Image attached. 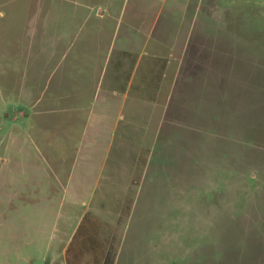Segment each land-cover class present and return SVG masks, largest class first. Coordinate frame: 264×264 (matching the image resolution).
<instances>
[{
	"label": "rangeland",
	"instance_id": "1",
	"mask_svg": "<svg viewBox=\"0 0 264 264\" xmlns=\"http://www.w3.org/2000/svg\"><path fill=\"white\" fill-rule=\"evenodd\" d=\"M59 1L66 52L0 0V262L31 208L96 213L108 264H264V0Z\"/></svg>",
	"mask_w": 264,
	"mask_h": 264
},
{
	"label": "crops",
	"instance_id": "2",
	"mask_svg": "<svg viewBox=\"0 0 264 264\" xmlns=\"http://www.w3.org/2000/svg\"><path fill=\"white\" fill-rule=\"evenodd\" d=\"M140 1L136 2V4H139ZM52 4L53 12L50 13L49 18L46 19L54 23L50 26V29L46 28L47 30H45V36H51V38H53L50 41L52 42L50 46L54 52H66L67 46L70 44V37H73L72 32L75 34L74 29H70L68 22L74 18L68 12L65 2L53 0ZM30 211H32L31 208L27 210L20 209L19 212H17L16 220L19 223H16L14 220V225L18 231L15 233L14 237H12L13 242L11 246L8 245V247H6V245H3L1 247L2 250L11 248L13 250V254L11 251L4 250L6 252L3 256H7L8 253L12 254L15 260L8 261L12 262V264H29L35 258H42L47 261L48 257L54 258L55 262L60 261L61 264H66V251L68 246L81 222L83 215L88 211L85 210L83 212L76 225L74 227L72 226L71 230L69 228L66 237L63 235L62 238H60V236L53 238L52 232L49 233L48 236H43L45 234V224H43L44 220H42V223H38V221L35 223L27 221V217L29 216L28 212ZM6 225L9 224L5 222L4 226ZM38 246L40 248H38ZM48 252H53L54 256H47ZM0 264L3 263L0 262Z\"/></svg>",
	"mask_w": 264,
	"mask_h": 264
},
{
	"label": "trees",
	"instance_id": "3",
	"mask_svg": "<svg viewBox=\"0 0 264 264\" xmlns=\"http://www.w3.org/2000/svg\"><path fill=\"white\" fill-rule=\"evenodd\" d=\"M109 224L86 212L66 251V264H108V243L103 239Z\"/></svg>",
	"mask_w": 264,
	"mask_h": 264
}]
</instances>
